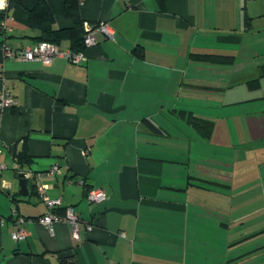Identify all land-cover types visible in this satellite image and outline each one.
<instances>
[{
  "label": "crops",
  "instance_id": "obj_1",
  "mask_svg": "<svg viewBox=\"0 0 264 264\" xmlns=\"http://www.w3.org/2000/svg\"><path fill=\"white\" fill-rule=\"evenodd\" d=\"M9 1L0 53L40 42ZM46 1L56 29L74 25L65 0ZM79 1L84 23L114 33L96 31L83 63L0 58V90L16 101L0 110V264H264V78L249 86L264 65V0ZM54 165L46 195L77 212L79 239L40 222L34 175ZM93 188L106 200L90 202Z\"/></svg>",
  "mask_w": 264,
  "mask_h": 264
},
{
  "label": "built area",
  "instance_id": "obj_2",
  "mask_svg": "<svg viewBox=\"0 0 264 264\" xmlns=\"http://www.w3.org/2000/svg\"><path fill=\"white\" fill-rule=\"evenodd\" d=\"M9 0H0V10L9 8ZM5 27L2 22V28ZM84 27L86 30L85 45L86 47L97 44V38L95 35L96 31L104 34L106 38L114 39V33L105 23H100L96 26H92L90 23L85 22ZM1 64L4 63L5 59H17L18 61H39L44 65L51 64L55 59L64 58L67 61L74 64H81L85 60L84 51H74L72 49H63L60 45L49 41H40L32 46H24L21 48H13L7 43H3L1 46ZM16 104L13 95L9 89L4 87L0 90V110L7 107H11ZM5 166H0V174L4 170ZM60 172L58 165H54L48 170L37 172L34 178L37 183L38 194L45 201L49 208V212L40 219V222L52 230V225L55 222H67L70 223L73 229V235L75 239H79V225L80 217L73 208H67L64 214H59L58 209L61 205L59 199H50L47 197L46 188L47 186L42 183L45 179L54 178ZM107 193L102 188H93L88 190L87 199L92 203H100L106 200ZM23 219H19L22 222ZM91 229V227H89ZM26 237V232L23 229L13 233V238L20 240Z\"/></svg>",
  "mask_w": 264,
  "mask_h": 264
},
{
  "label": "trees",
  "instance_id": "obj_3",
  "mask_svg": "<svg viewBox=\"0 0 264 264\" xmlns=\"http://www.w3.org/2000/svg\"><path fill=\"white\" fill-rule=\"evenodd\" d=\"M9 8L5 10H0V31L3 30L2 22L7 17L9 9L12 5V2L9 1ZM21 5L26 7L30 14L31 25L34 28L40 30V41H49L55 44L60 45L64 39H68L72 43V50L74 51H84L86 48L85 45V35L86 30L84 27V21L80 16V1L79 0H65V14L67 17L73 20V26L65 29H56L55 25V16L52 11V8L48 4L46 0H22L19 2ZM1 58V53H0ZM194 59L198 60H209L213 62H224L230 61V59H226L224 57L218 56H199L194 55ZM264 78V65L261 67L260 77L250 81L249 86L251 88H259L261 85V79ZM187 120L190 124H192L197 130L201 131V134L209 138L211 136V132L213 130V123L199 119L192 115H188ZM18 162L20 166H24L31 162V159L27 154H20L18 156ZM59 214H64L65 211H59Z\"/></svg>",
  "mask_w": 264,
  "mask_h": 264
},
{
  "label": "water",
  "instance_id": "obj_4",
  "mask_svg": "<svg viewBox=\"0 0 264 264\" xmlns=\"http://www.w3.org/2000/svg\"><path fill=\"white\" fill-rule=\"evenodd\" d=\"M20 177V181H19V185H20V194L22 196H27L28 195V188H27V183H28V180L26 179L25 177V174L24 173H21L19 175ZM68 263V261H66ZM69 264H73V263H69Z\"/></svg>",
  "mask_w": 264,
  "mask_h": 264
},
{
  "label": "rangeland",
  "instance_id": "obj_5",
  "mask_svg": "<svg viewBox=\"0 0 264 264\" xmlns=\"http://www.w3.org/2000/svg\"><path fill=\"white\" fill-rule=\"evenodd\" d=\"M229 196H230V195H229ZM248 196H251V195H249V194H245V195H244V197H248ZM234 197H237V195L234 194L233 196H230V199H231V198L233 199ZM233 200H235V199H233ZM246 205H248L247 202H246ZM246 208H248V207H246ZM247 210H248V209H245V211H247Z\"/></svg>",
  "mask_w": 264,
  "mask_h": 264
}]
</instances>
